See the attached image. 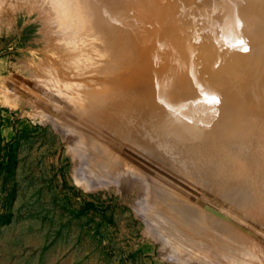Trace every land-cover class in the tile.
<instances>
[{
    "label": "rangeland",
    "instance_id": "rangeland-1",
    "mask_svg": "<svg viewBox=\"0 0 264 264\" xmlns=\"http://www.w3.org/2000/svg\"><path fill=\"white\" fill-rule=\"evenodd\" d=\"M127 1L88 0L72 22L62 0H0V264H264V0H172L153 31ZM188 15L194 53L143 56L140 75L130 21L173 51L164 31ZM238 25L239 44L215 68L204 51ZM192 59L214 94L196 97L197 85L190 110L178 109L173 90ZM140 81L162 93L164 115L139 99ZM82 108L114 132L92 137ZM142 205L197 230L195 253L161 250ZM200 238L209 253H197L210 249Z\"/></svg>",
    "mask_w": 264,
    "mask_h": 264
},
{
    "label": "bare ground",
    "instance_id": "bare-ground-1",
    "mask_svg": "<svg viewBox=\"0 0 264 264\" xmlns=\"http://www.w3.org/2000/svg\"><path fill=\"white\" fill-rule=\"evenodd\" d=\"M72 1L73 0H71L70 3H72ZM55 2H56V0H55ZM78 2L81 4L82 8L79 5L80 6V9H78L76 12L75 11L70 12V10L68 9V5H67L68 2H65L64 0H62V3H63V6L64 7H62V9H61V14L64 16L65 20L67 18H69V19H71L72 22H75L73 20V17L74 16H75L74 17L75 19L76 18L81 19L82 14H80V10H84L86 8V5H88V0H78ZM124 2H125V5H126V8H129V6H128L129 5V2L127 0H124ZM171 2H172V0H137V4L141 8V15L147 20L146 22L149 23V25H150L149 26V29L150 30L153 31V28H156V26L152 24L153 21L159 15V12H164L165 9H166V7H167V5H168V3H171ZM73 6H76V5L74 4ZM238 10H239V8L237 7V5H235V8H233V7H230L229 8L230 13L234 16L235 19L239 17ZM128 15H130V14L128 13ZM131 15L135 16L134 10H131ZM70 16H72V17H70ZM65 23H66L65 24L66 30L73 31V28L67 22H65ZM130 23L132 25V27H131L132 33H136V34H133V40L135 42L137 59H138V61L140 63V66L139 67L142 70V72L140 73V75L143 74V68L145 67V62H144V60L142 58L143 56L144 57L145 56L146 57L149 56L148 57V60H150V62H152L154 64L155 63H158V62L159 63H163V60L161 58V53H165V54H169L167 56V58H168L169 61L175 60L176 62L180 63V62L184 61L185 58L191 56V54L194 53V50H195L194 46H191L189 44L190 29L195 25V17L193 15H188L186 17V19L184 18L179 23L176 22V21H174L171 24V26H169L170 27V30L165 29L164 35H166L168 37L167 40L170 39V41L168 40V42H167L168 47L175 48V50H173V51H169L168 49H164V47L158 42V40L156 39V37H155V35L153 33H149L147 36H143V33H139L141 31V29L137 25L133 24L131 21H130ZM137 23H139V22L137 21ZM240 31L241 30H240L239 25H238V27L233 26V27L230 28L229 31H224L220 35L214 37L211 40V43H210V47L211 48H209V49H207V50L204 51V57L211 58V63H212V65L215 68L222 67L224 65V63H225V56H226L225 54L228 53L230 50H232V48H233L234 45L239 44L237 42H238L239 38L241 37V35L239 33ZM190 66H191V68L193 70V73H192V75L186 77V79H185L184 82H181L180 83L181 91H176L175 92L173 90V92L176 93L175 100H174V104L178 106L177 107L178 109H182L183 107H185L187 110H190L191 107L189 106V100H190V97L192 96L191 95L192 90L197 85H200V86L196 89L197 92L194 94V95H197L196 97L200 98V97L206 96L207 98H210V97L212 98V95L214 94V93L211 94L209 92L208 85L205 83L207 81L206 80V77L203 76L200 73L198 74V72L196 70L195 59H192L190 61ZM189 72H190V70H189ZM159 82H157V83H159ZM155 90H157V89H155ZM152 91H154V90H151V85H150L149 82H144V81H140L139 82V87H138L139 99L140 100H147V106H148L147 108H149V107L163 106L164 102H162V100H161V94L162 93L159 94V92H157V91H155V92L152 93ZM158 91H160V90H158ZM161 92H162V90H161ZM70 97H71V95H70ZM66 98H68V97H66ZM72 98H74V97L72 96ZM59 100H60V98H59ZM68 100H69V98H68ZM68 100H66V101H68ZM71 100H73V99H71ZM64 101L65 100H63V102ZM63 102L61 104H64ZM82 102L83 101H81L80 103L82 104ZM67 103H65V104H67ZM70 103H71V101H70ZM78 103H79V101H78ZM78 103H75V104L78 105ZM62 107H64V106L62 105ZM88 107H90V106H88ZM164 107L165 106L162 107L163 108V111L160 114V116L164 115L165 112L168 109V108H166V107L164 108ZM80 108H81V106H80ZM90 108H88V109L87 108H82L83 111H81V113L79 114L80 116H78V117H80L82 119V121L84 120V122H86V124H88L89 121H90V123H89L90 124L89 131H90L91 136L92 137H97L99 135L105 136L104 132H106V131H112V132H114V129H115L114 125H112L111 122L109 120H107L105 116H97V117L93 116V113L94 112L92 111L93 113H90L88 111V110H90ZM70 109H71V107H70ZM145 109H146V107L145 108H141V113L144 114ZM66 110H67V108H66ZM91 110H92V108H91ZM185 115H186V112H183L182 113V116H185ZM61 116H60V118H61ZM78 117H77V119H78ZM142 124H143V122H142ZM87 126H85V127H87ZM90 141H91V137H90ZM140 145H141L140 147H142L143 149H145L144 143H141ZM114 147H116V146H113V148ZM111 150L113 151V149H111ZM118 152H119V150H118ZM115 153H117V152H115ZM109 154H110V151H109ZM114 154L111 153L110 157L112 155H114ZM115 155H114V157H115ZM135 155H134V157H135ZM84 157L86 158V160L90 164L85 163L87 161H85L84 163L85 164H88V165H91V167L96 168V170L98 169V170L102 171L100 173H108V172H110L109 166H107L105 164V162H101L97 157L93 156L90 152L85 153ZM111 159H112V157H111ZM113 159H115V158H113ZM116 161H118V160H116ZM120 161H121V159H120ZM98 172L99 171H97V173ZM145 172L147 174V170ZM93 173H94V171H93ZM84 183H86V182H84ZM146 204L149 205L148 203H146ZM146 207H144V205H142V210L144 211V214L143 215H145V217L147 216V219H146V223L147 224L146 225L148 226V229L153 230V232H155L159 236L158 237L159 241L161 243L163 242L162 243L163 247H162L161 250H163V249L166 250L169 247H171V248L173 247L174 249H181L182 248L181 250H183V251H186V252L189 251L191 253H195L196 249H198V248H196V245H198L200 243V242L194 240L195 238L197 239V237H195L196 232H198L197 230H194L192 226H189L188 224H185L184 222H182L179 219H173V216L171 218L170 217L171 215L168 216L169 214L168 215H165L166 213H162L161 210L158 211V209H156V208L155 209L154 208H151L150 211H149V210H147ZM165 209L166 208H164V211H165ZM226 210H227V208H224L222 212H224ZM167 213H168V211H167ZM170 214H172V213H170ZM215 217H219V215H216ZM210 219L212 220V217H210ZM220 222H222V221H220ZM196 236H198V234ZM200 236L201 235H199V237ZM201 238H200V241L203 243L204 238L202 239L203 241L201 240ZM197 240H199V239H197ZM207 240L208 239L205 238V241L204 242H206ZM197 242H198V244H196ZM208 243H209V241H207V244ZM199 245H201V243ZM203 245H204V243H203ZM176 246H179L181 248H176ZM201 247H203V246H201ZM201 247H199V250H198L197 253H199V252L200 253H203V252L204 253H209L212 250V248H210V245L208 246L210 249H207L205 247L201 248ZM200 248H201V251H200ZM168 251H169V249H168Z\"/></svg>",
    "mask_w": 264,
    "mask_h": 264
}]
</instances>
